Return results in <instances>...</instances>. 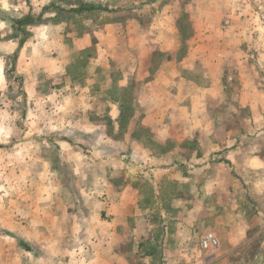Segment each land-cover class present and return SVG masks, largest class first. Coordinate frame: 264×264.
<instances>
[{
	"label": "crops",
	"instance_id": "obj_1",
	"mask_svg": "<svg viewBox=\"0 0 264 264\" xmlns=\"http://www.w3.org/2000/svg\"><path fill=\"white\" fill-rule=\"evenodd\" d=\"M139 8L144 18L105 24L74 41L79 50L100 38L129 42L123 58H112L131 66L119 78L107 76L126 98L103 103L116 131L127 126L125 135L102 137L98 86L73 84L74 96L58 102L77 109L60 116V154H44L80 173L67 179L74 196L45 195L42 209L30 200L23 225L0 231V264H234L232 254L245 250L250 234L253 263L264 264V26L242 0H142ZM85 136L92 137L88 154ZM101 138L108 155L124 152L135 164L93 157L102 153ZM37 139L9 149L14 168L20 158L32 166ZM207 233L219 241L214 255L200 248Z\"/></svg>",
	"mask_w": 264,
	"mask_h": 264
},
{
	"label": "rangeland",
	"instance_id": "obj_2",
	"mask_svg": "<svg viewBox=\"0 0 264 264\" xmlns=\"http://www.w3.org/2000/svg\"><path fill=\"white\" fill-rule=\"evenodd\" d=\"M141 1L0 0V231H8L7 226L17 225L20 228L23 225L21 221L26 219L30 200L34 199L38 209H42L43 206L39 203L44 201L45 195L59 200L74 196L72 190L75 189L68 188L66 185L70 183V179L77 177L80 173L68 171L66 167L62 168L60 156L56 154L51 156L50 152L48 155L44 154L46 151H56L60 154L57 138L62 131L64 132L60 116L75 115L77 109H62L58 102L62 98L74 96L73 84L76 86L86 80H93L95 86H98L99 90L96 94L100 102L102 101L100 109L102 122L98 126L102 137L103 133L114 136L117 134L118 137L125 135L127 126L122 124L116 131V126L109 120L108 108H104L103 103L112 98L122 101L126 98L125 92H120L113 87L109 88L107 76L109 79L111 74V78H114V74L116 78H119L122 69L131 66V60L112 58L113 54L118 57L120 53L122 54L120 58H123L125 43L129 42L122 40V43L118 41L115 43L114 37L100 38L95 42L92 41L88 48L79 50L74 41L83 35L92 34L94 30H98V27L105 24L116 22L123 24L130 18L140 19V15L144 18L146 13L140 12L139 8ZM164 2L170 4L176 0H164ZM242 3L252 9L253 16L260 25L264 26V20L255 13L256 4L264 9V1L242 0ZM28 15L32 17L33 23H25L18 27L16 21ZM226 21L228 18L224 21L225 25ZM19 43L21 47L17 49ZM115 47H117V53H115ZM118 47L122 48L120 52ZM99 57L100 59H97ZM92 59L96 62H92ZM256 66L259 64L257 63ZM261 79L263 84V75ZM52 102L57 103L56 108L51 107ZM54 113L57 115L52 117ZM123 114H126V111ZM136 133L143 135L144 138L148 136V133L139 129ZM35 136L38 138L35 146L36 160L31 163L32 166H29L23 163V158H20L14 168L13 157L16 158V156L11 155L9 149L14 146L28 145L29 139ZM86 136L80 139V142L85 153L88 154L86 150L91 147L89 145L92 144V137L87 139ZM117 142L124 147L125 139ZM95 143L102 153L93 157H100L101 160L122 158L121 162L124 164H135L134 157L124 152L113 154V156L108 155L105 152L107 150L105 148L108 147L107 139H96ZM163 146L156 145L154 148L160 150ZM39 152L41 155L38 154ZM73 158L75 159L76 156ZM46 163L51 165L52 171L43 170ZM90 170L93 169L90 168L88 171ZM113 177H115L114 180H118V176ZM89 190L90 194L95 191L94 188ZM97 194L94 192L92 195L97 196ZM2 208L14 211L15 216L12 211L7 215ZM31 213L36 216L42 211ZM22 214L25 217H22ZM248 238L250 240L245 250L235 251L232 254V263L254 264L257 245L251 239V234Z\"/></svg>",
	"mask_w": 264,
	"mask_h": 264
},
{
	"label": "built area",
	"instance_id": "obj_3",
	"mask_svg": "<svg viewBox=\"0 0 264 264\" xmlns=\"http://www.w3.org/2000/svg\"><path fill=\"white\" fill-rule=\"evenodd\" d=\"M255 13L264 20V9H261L259 4L255 6ZM200 248L208 252L209 255H214L219 249V241L213 233H207L200 240Z\"/></svg>",
	"mask_w": 264,
	"mask_h": 264
},
{
	"label": "trees",
	"instance_id": "obj_4",
	"mask_svg": "<svg viewBox=\"0 0 264 264\" xmlns=\"http://www.w3.org/2000/svg\"><path fill=\"white\" fill-rule=\"evenodd\" d=\"M89 9H91V8H89ZM17 22V25H18V27L19 26H22V25H24L25 23H33V19H32V17H30L29 15L28 16H26L24 19H21V20H17L16 21Z\"/></svg>",
	"mask_w": 264,
	"mask_h": 264
}]
</instances>
